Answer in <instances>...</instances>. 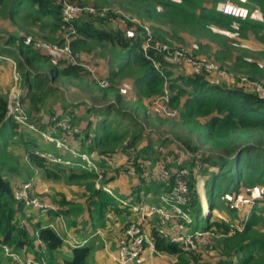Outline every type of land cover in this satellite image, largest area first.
<instances>
[{
	"label": "trees",
	"instance_id": "1",
	"mask_svg": "<svg viewBox=\"0 0 264 264\" xmlns=\"http://www.w3.org/2000/svg\"><path fill=\"white\" fill-rule=\"evenodd\" d=\"M66 1L81 5L89 0ZM94 2L101 10L105 9V16L81 15L66 23L75 31L69 47L77 59L78 52L100 49L104 56L105 51L110 49L113 69L107 76L106 86L94 81L92 85L91 81H87L86 70L77 60L73 64L64 60L56 66L51 64L48 55L34 47L29 30L35 27L46 32L43 36L45 40L58 45L65 43L61 29L64 23L63 0H0V14L4 19L29 26V30H25L22 35H8L0 43V59L13 60L15 70L22 79L25 93L21 101L25 104L26 120L33 124V118L37 115H33L31 109L39 111L43 101L61 88H78L83 92L94 88L100 95L101 104L86 112L88 115L93 114L98 121L93 123L89 119L86 122L81 145L75 147L80 152L103 155L112 160V164L107 165L103 158L95 159L98 167L101 164L114 167L115 159L109 155L121 154L129 158L127 163L131 168L144 173V164L154 161L157 150L167 143L189 155L188 160L194 166L202 167L203 199L198 191L197 179L192 176L188 178L185 174L190 199L183 208L188 211L190 207L192 228L200 227L201 231L210 235L212 246L208 249L217 256L212 262H206L201 251L183 253L176 243L158 235L151 227L155 250L176 256L179 264H264V15L261 20L253 19L250 14L245 20L237 19L220 12L215 3L211 6L204 4L208 0ZM255 3L264 9V0H255ZM126 15L138 21L125 20ZM117 19L126 21L132 35L128 36L121 29L113 31L98 27ZM145 23L148 24L147 28L142 26ZM234 24L245 31L244 37L252 34L263 48L255 51L240 47L235 53L233 47L215 32V28H230ZM184 32L197 38L213 40L218 47L215 54L222 56L217 57V60L227 64L230 71L239 73L236 75L244 76L253 90L213 83L200 74H173L164 56L174 50L172 39L184 42L180 36ZM207 47L211 49L209 45ZM127 77L133 79L136 99L132 101L126 100L116 84L117 79ZM155 98H166V113H151L147 102ZM8 105V97L0 94V264L4 246H12L14 251L28 245L31 248L34 242L40 248L36 259L44 260L46 264H90L92 252V246L84 244L70 247L69 256L57 253L63 247V238L55 227L43 221L50 215H69L70 211L61 207L72 201L63 192L57 194L60 197L59 208L50 209L46 214L14 198L13 187L4 178L7 171L15 173L17 170L4 158L7 157L5 152L9 143L20 144L27 164L37 168L45 179L56 181L66 177V184L75 183L83 188L86 205L84 208V205L77 204V212H88L92 230L103 227L112 213L130 217L125 227L135 216L130 206L124 205L120 199L130 204L139 203L141 192L145 195L168 192L175 176L181 171L172 169L167 183L151 182L143 190L137 186L134 197L132 193L118 197L110 195L101 187H95L97 173L82 168L80 158L66 165L41 157L39 152L51 150L64 158H71L46 139L45 147H41L33 137L23 139V132L19 130L21 124L7 116ZM169 112L173 115H169ZM43 125L40 124L39 129ZM51 125L53 137L61 138L67 134L61 127H56L53 121ZM34 132L42 139L38 129ZM30 133L34 135L31 130ZM74 135L77 132L73 138ZM170 166L164 164L165 168ZM27 173L29 178L25 181L31 182L32 193L37 190L35 175H32L36 173ZM106 183L103 181L101 184ZM253 191L263 194V199H256L250 208L240 211V228L231 223L235 221L232 220L235 215L212 217L219 198H225L223 201L227 203V196H231L229 200L238 199L242 193ZM34 195L45 201L39 192ZM205 199L210 209L208 214L203 211ZM15 200L19 205L26 206L29 212L43 217L32 223V238L26 227L14 224L13 218L18 210ZM230 212L236 211L231 209Z\"/></svg>",
	"mask_w": 264,
	"mask_h": 264
},
{
	"label": "rangeland",
	"instance_id": "2",
	"mask_svg": "<svg viewBox=\"0 0 264 264\" xmlns=\"http://www.w3.org/2000/svg\"><path fill=\"white\" fill-rule=\"evenodd\" d=\"M94 1L98 0H89L86 2V4H79V3H74L80 8L84 7H93L95 10V13H90L85 10H81L79 15L74 18L73 20H76L80 18L81 15H93V16H105L104 11L101 10V7L95 6L96 3ZM214 1V2H213ZM227 0H208V3L205 2L204 4H207L209 6L212 5V3L215 5L225 2ZM232 3H235L240 6H244L249 10V13L253 19H255V15L261 16V19L263 18L264 15V9L259 7L256 3L255 0H228ZM83 17V16H82ZM129 19L131 21H138L134 18L129 17L126 15L125 20ZM142 26L148 27V24L145 23ZM102 29L106 30H117L121 29L125 31L128 36L132 35L131 34V29L127 27L126 21L123 19H117L112 22L106 23L104 25L98 26ZM215 28V27H214ZM170 29V28H168ZM25 30H29V26L27 24H23L20 22H17V24L10 23L9 21L5 20L2 15L0 14V43L3 42L6 36L8 35H22ZM31 32V36L34 39V47L36 49H39V51L42 54H46L49 56L51 64L59 66L60 62L67 61L69 62L70 58L67 54L62 49L59 48H53V47H44L41 43L43 42H52L51 40H45L43 38L44 35H46V32H42L40 29L37 27L32 28V30H29ZM215 32L219 37H222L224 40H226L229 45L233 47V51L236 53L237 49L240 47L242 48H249L251 50H260L262 49V45L252 34L245 35V31L241 29L239 26L231 25L230 28H215ZM180 36H182L184 39V42L177 41L176 39H172L171 42L174 44V52L170 53L168 56L164 57V59L169 62L171 65L170 69L172 70L173 74H184V75H194V74H200L205 77L208 81H211L213 83H219L221 85H226V86H239V87H245L246 89L253 90V86L248 84L245 80V77L240 75L238 72L235 71H230L229 67L227 64H221L220 61L217 60V57H222L220 54H215V51L218 49L216 44H214L210 38L206 37H200L197 38L193 35H190L188 33H180ZM31 39V38H29ZM211 47L209 49L207 47ZM183 52V56H176L175 52L179 51L177 49H181ZM78 59L76 58L77 62L81 64L85 70H86V77L85 79L87 81H91L93 85V81L97 82L100 84L101 81L106 82L107 76L109 75L110 71L113 69L111 65V53L110 49L105 51V55H102V52L100 49H94L92 52H78ZM76 57V56H75ZM197 63H202V64H212L216 67L215 70H206L204 68H196L195 62ZM0 67L3 69H0V94L5 95L8 97V102L11 107H13L16 102H22V95L25 93L23 84H22V79L17 75V72L15 70V67L11 61L7 62L5 60H0ZM222 67V68H221ZM239 78H242V81H239ZM116 84L118 85L121 93L124 95L126 100L132 101L135 100V90L133 88V79L130 77L127 78H122V79H117ZM16 95V97H14ZM27 99V98H26ZM29 100V99H28ZM27 100V103H28ZM166 98H155L152 101L147 102V107L150 109L151 113H159L163 114L166 113L165 109V103ZM83 103V104H81ZM101 104L100 101V95L98 92L93 88L92 90H86L83 92L81 89L78 88H61L59 92H56L54 94L49 95L48 98H46L42 105L40 106L39 111H35L31 109V113L33 115H37L35 118L32 120L34 121L33 124L31 122H28L26 120V125H20V132H23V139L33 137L35 140L38 141L39 145L41 147H45L47 145L45 141V137H50L51 131H52V119L55 117L56 120L54 121H66L68 123L69 129L67 131H70L71 135H68L65 133L62 139L64 143L69 144V146H77L78 148L81 145V138L83 137V130L85 128L86 122L89 118H93V120L98 121V118L94 117L93 114L87 115V109L99 106ZM70 105V106H69ZM39 107V104H38ZM25 108V104H24ZM130 110V109H129ZM134 110V109H131ZM59 118V119H57ZM33 125V129L30 128V126ZM44 124L43 128L39 129V125ZM67 125V124H66ZM39 131V135L42 137V139L37 137V134L34 131ZM30 130L34 133L31 134ZM26 131V132H25ZM29 132V133H28ZM77 132V135L73 134ZM73 138V139H72ZM166 139V138H165ZM55 144V142H52ZM158 143V142H157ZM53 147V146H51ZM177 147V146H176ZM48 150V149H47ZM6 156L4 157L7 162L10 163V165H14L16 167V172L12 173L7 171L5 174V180L9 181L13 187V191L16 188V186L20 183L27 182L25 181L28 177V171H33L36 174L35 179L38 178L39 185L37 183V190L35 192H32L31 194L34 195L37 192H39L40 196L46 200L48 199V203L50 205L55 206L54 209L59 208V200L60 197H57V194H51L49 191L51 189V184H54L55 186L62 185L60 183L65 184L70 188V193L71 195L75 196L77 195V191H73L74 189L78 190H83L80 186H78L75 183L72 184H66V177L60 180L52 181V180H45L43 175L40 174V171L37 168H34L30 165L27 164L25 161V156L23 152V148L20 144L18 143H9V145L6 147ZM3 154V153H2ZM98 155L94 154L92 157L96 158ZM115 159L116 165L114 167L111 166H103L101 164L100 167L96 165V160L90 159L92 163L95 164L96 169L92 168L93 171L97 173V178L94 180L95 187L99 184L102 183L103 181H107V185L109 186V189L113 190L112 193L116 197L119 195L117 194V191H120L117 187H113L112 180L115 178H118L119 176L123 175L124 181L126 183H131V186L128 187L129 190H131V193L137 194V186L141 187L143 190L144 187L150 186L151 182H161V183H167L169 179L165 178L163 176V171H167L168 175H170L172 169L176 170H183L185 171V174L187 177H194V179H197V186H198V191L200 194L201 199H203V178L201 177V165L194 166L192 161H189V155L183 154L180 152L178 149H176L174 146H170V143L165 144L164 146H161L156 152V157L155 160L152 162H148L144 164L143 168L145 169L144 173L137 172L133 168L129 166L127 163L129 161V158L122 156L121 154H112L109 155ZM192 162V163H190ZM164 164H170L171 166L169 168H165ZM121 166H123V169H120ZM184 167V168H180ZM118 168V169H117ZM133 173V174H132ZM115 185V183H114ZM135 185V186H134ZM131 187V188H130ZM66 188V187H65ZM67 191V188H66ZM84 191V190H83ZM104 191V190H103ZM116 191V192H115ZM165 193H149L145 195L143 192H141L139 195V198L141 202H146L149 204L152 203H160V198L162 195ZM67 194L65 193V196ZM231 196H227L228 202L225 203L223 200L225 198H219L217 200V207L213 210L212 212V217L215 218L217 216H230L235 215L232 220L235 219L234 223L237 227H241V219L242 215H240V211L247 210L248 208L251 207L253 201L256 199H263V194L259 193L258 191H253L251 193H242L238 199H230ZM56 203H54V200ZM120 199V198H119ZM123 200V199H120ZM71 201V199H69ZM125 201V200H124ZM235 201V206L236 203H238V207L240 210H237L232 207V203ZM68 202V201H67ZM21 205V204H20ZM19 203L15 200V207L18 208V210L15 212L14 215V224L16 226H22L26 227L28 229L30 238H32V233H31V228H32V223L43 219V217H40L39 215L37 216L36 214L29 212L27 210L26 206H20ZM77 203L74 202H69L68 204H65L61 208L66 211H70L69 215L67 216H49L47 217L43 223L44 224H54L55 220L58 219V226L59 234L63 237L65 235V232H62L64 229L66 231H75L78 234H80V231H83L84 234L83 236H87L91 230L89 228H86L87 222L90 221L89 217L88 220H86V213L79 214L77 212ZM203 211L205 214L210 213V209L207 206L206 199L205 202L203 203ZM206 206V207H205ZM209 212H208V210ZM190 207L188 208L189 212ZM233 209L236 211L235 213L230 212V210ZM58 211V210H57ZM115 215H111L113 217ZM224 216V217H225ZM116 217V216H115ZM130 218V217H129ZM127 218V220L129 219ZM132 219V217H131ZM157 216L156 215H145L142 218H135L133 217V222L137 223L136 226H138L141 231H145L146 229L143 228L142 224L147 223V224H152L154 225L156 222ZM227 219V218H226ZM112 218L107 221V223L103 226L106 227L107 230L109 229L112 225L111 223ZM123 222L120 223V226L122 225ZM126 223V222H125ZM202 224V221H201ZM200 227L197 229L200 231ZM121 235V234H120ZM209 239H211L210 235L206 234L204 236L198 237V245L197 249L198 251L202 252V255L204 257V261L206 262H212V259H214L215 254H213L210 249L212 246V242H209ZM117 243V241H116ZM105 244V241L103 239V245ZM12 252H16L18 255L21 257H32L36 259L37 257V250L40 248L38 247V243L34 242L33 247L30 248L28 245L27 247L20 249V250H12V246H7ZM104 248L106 247L105 245L103 246ZM118 245H115L114 251ZM204 247V249H203ZM95 249H92V252L89 256V262L90 264H96L94 261L95 258V252H99L100 257L102 258V263L105 264L106 259L103 258L104 255L102 254L101 247H100V240L97 241L96 246L94 247ZM109 249V247H108ZM110 250V249H109ZM112 250V249H111ZM197 251V252H198ZM156 255L154 257L153 262L149 261L148 259L140 256L138 259H136L133 263L131 264H179L177 258L175 259L174 257L165 254V253H160L155 251ZM94 256V257H93ZM185 259H187L186 256H184ZM1 259H2V264H16L7 254L6 251L3 249L1 253ZM214 262V261H213ZM192 264H195L192 262Z\"/></svg>",
	"mask_w": 264,
	"mask_h": 264
},
{
	"label": "built area",
	"instance_id": "3",
	"mask_svg": "<svg viewBox=\"0 0 264 264\" xmlns=\"http://www.w3.org/2000/svg\"><path fill=\"white\" fill-rule=\"evenodd\" d=\"M220 7L217 8L220 12L225 15L245 20L249 16V10L244 7L232 3L230 1H225L220 3ZM81 10H85L90 13H95L93 7H84L80 8L74 3L68 2L63 0L62 3V19L63 24L61 25V29L64 33V40L65 43L63 45H58L56 43L51 42H43L41 43L44 47H53L59 48L67 52L70 60L68 63H76V57L71 52L69 47V42L71 40V36L75 34V31L72 27L67 26L66 23L73 21L76 18ZM105 12V9H102ZM179 51L175 52L176 56H183V52L181 49H177ZM175 50L169 52L164 57L168 56L170 53H173ZM1 57V56H0ZM8 59V58H6ZM10 60L14 67L15 62L11 59ZM196 68H204L206 70H215L216 67L212 64H202L197 63L194 61ZM18 75V73H17ZM19 76V75H18ZM107 82V81H106ZM104 81L100 82L101 86H106L107 83ZM16 97V95L14 96ZM169 115H173V113L169 112ZM7 116L12 117L17 123L21 125H26V113L24 108V103L16 102V104L11 107L8 105V113ZM56 118L54 117L52 121L54 122ZM56 127H61L65 131L69 129L68 123L65 121H57L54 123ZM67 124V125H66ZM32 126H30L31 129ZM68 135H71L70 131H67ZM45 139L49 142H55L54 146L58 151L66 152L70 155L71 158L67 157L64 158L61 155L54 153L53 151H42L38 154L41 157H46L50 161L57 162V163H65L66 165L73 164V159L80 158L79 164L82 168H88L93 170L92 168L96 169V166L90 159L97 160L99 158H103L107 165L112 164V160L108 157H104L103 155H98L96 158L92 157V155L86 154L84 152H80L75 146H69V144L64 143L62 141L63 137L55 138L53 136L46 137ZM133 174V173H132ZM163 176L167 179L170 178L167 171H163ZM185 171H179L178 175L175 176L173 186L171 190L168 192H164L165 194L162 195L160 198V203H146V202H139V203H129L128 201L120 200L124 205L130 206V211L133 216L137 219L142 218L145 215H156L157 219L155 224L152 226L155 233L162 236L163 238L169 240L170 242L176 243L183 253H189L195 251L197 249L198 237L204 236L208 234L205 231H199L197 229H193L191 226L192 217L188 211H186L183 206H185L189 202V191L187 183L184 180ZM97 188L101 187L104 192L113 195L111 189L107 184L99 183ZM163 194V193H162ZM14 198L17 201L22 202L28 207H31L38 211L39 213L46 214L50 211L51 207L41 200V198L37 195L31 194V182H24L20 183L16 186L13 191ZM235 201L232 203L231 208H235L240 210L238 207V203L236 206L234 205ZM137 223L131 221L127 224L122 232L121 235L117 239L116 245L118 247L112 254V260L116 263L120 264H131L136 259H138L145 248H149L150 253H153L154 248V235L152 232L148 233L146 231H141V229L136 226ZM82 245V243H80ZM6 251V254L16 263V264H46L44 260L34 259L32 257H21L16 252H12L7 246L3 248Z\"/></svg>",
	"mask_w": 264,
	"mask_h": 264
},
{
	"label": "crops",
	"instance_id": "4",
	"mask_svg": "<svg viewBox=\"0 0 264 264\" xmlns=\"http://www.w3.org/2000/svg\"><path fill=\"white\" fill-rule=\"evenodd\" d=\"M219 5H220V3L217 5V8L220 7ZM255 19L261 20V16H259V15L256 16L255 15ZM7 21H9V20H7ZM9 22L11 23V21H9ZM0 60H5L7 62L10 61L8 59L7 60L6 59H0ZM0 69H3V68L0 67ZM87 115H88V112H87ZM89 119L92 120L93 123L97 122L96 120H93V118H89ZM35 180H36V184L38 183L39 188H40V184L38 182V178H36ZM45 180H47V179H45ZM114 183H115V185H114ZM60 184H62V185L61 186L60 185L55 186L54 184H51V189H50L49 192L51 194H54V195L58 194L59 192H63L64 194L66 193L67 194L66 195L67 199H71V201L74 202V203L84 205V208H85V205H86V204H84L85 203V197L82 195L83 194L82 190L74 189L73 191L76 190L77 191V195L73 196V195H71V193L69 191L71 187H68V186H66L63 183H60ZM112 184H113V187H117L120 190V191H117V194L119 196H126V195H129L131 193V190L128 189V187L131 186V183H128V182L126 183V181H124V179H123V175L119 176L118 178L113 179L112 180ZM65 187L67 188V191H66ZM71 189H73V188H71ZM134 196H135V194L132 193V197H134ZM47 201H48V199H46L44 202L47 203L51 207L52 210H56V209H54L55 206L50 205ZM85 213H86V220H88V217H89L88 212H85ZM111 218H112L111 223H112L113 226H111L107 230H104V229H106L107 226L106 227H98V228H95V229L92 230V224H91L92 222L88 221L87 225H86V228H89L91 230V232L85 237L83 236V234H84L83 231H80L79 232L80 234H78L77 232H75L73 230L66 231V229H64L62 231V232H65V235L62 237L63 238V247L57 253L60 254L61 256H69L70 247H72L74 245H80V243H82V245H84V244L91 245L92 249H95L94 247L96 246L97 241L100 240V247H101L100 251L104 255L103 258L106 259L105 264H120V263H116L115 261H113L111 256L114 253V248H115V245H116V241H117L118 237L121 234V231H122V229H123V227L125 225V222L127 221V217H124V216H116L115 217V216H113V217L108 218V220L111 219ZM58 222H59V220L56 219L55 220L56 225L50 224V223L47 224V225L52 227V228L55 227L56 230H59ZM121 222H123L122 225L123 224L124 225L119 227ZM142 226H143V228L146 229L145 230L146 232L150 233L151 232V227L153 225L152 224H147L145 222V223L142 224ZM103 239L105 241V244H104L106 246L105 248L103 247L104 246L103 245ZM108 247H109L110 250L108 249ZM94 253H95V258H94L95 263L96 264H104V263H102V258L100 257L99 252H95L94 251ZM155 255H156L155 250H154L153 253H150L149 248H145V250L141 254L142 257H144V258H146V259H148L149 261H152V262L154 260ZM170 256H172V255H170ZM172 257L175 258L176 256H172Z\"/></svg>",
	"mask_w": 264,
	"mask_h": 264
},
{
	"label": "water",
	"instance_id": "5",
	"mask_svg": "<svg viewBox=\"0 0 264 264\" xmlns=\"http://www.w3.org/2000/svg\"><path fill=\"white\" fill-rule=\"evenodd\" d=\"M208 212H209V210H208Z\"/></svg>",
	"mask_w": 264,
	"mask_h": 264
},
{
	"label": "clouds",
	"instance_id": "6",
	"mask_svg": "<svg viewBox=\"0 0 264 264\" xmlns=\"http://www.w3.org/2000/svg\"><path fill=\"white\" fill-rule=\"evenodd\" d=\"M156 251V250H155Z\"/></svg>",
	"mask_w": 264,
	"mask_h": 264
}]
</instances>
